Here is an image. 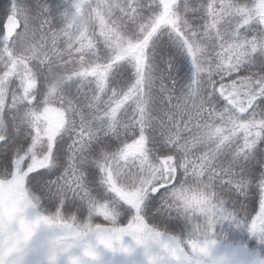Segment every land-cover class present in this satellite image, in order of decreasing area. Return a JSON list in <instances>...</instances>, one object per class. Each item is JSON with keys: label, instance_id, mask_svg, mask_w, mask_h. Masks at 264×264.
Listing matches in <instances>:
<instances>
[{"label": "snow or ice", "instance_id": "6c2138e0", "mask_svg": "<svg viewBox=\"0 0 264 264\" xmlns=\"http://www.w3.org/2000/svg\"><path fill=\"white\" fill-rule=\"evenodd\" d=\"M117 257L264 264V0H0V264Z\"/></svg>", "mask_w": 264, "mask_h": 264}, {"label": "rangeland", "instance_id": "374dc122", "mask_svg": "<svg viewBox=\"0 0 264 264\" xmlns=\"http://www.w3.org/2000/svg\"><path fill=\"white\" fill-rule=\"evenodd\" d=\"M224 227H225L226 229L228 228L227 225H225ZM232 235H233V238H234V239H237L239 234L236 233V232H233ZM116 264H122V263L116 258Z\"/></svg>", "mask_w": 264, "mask_h": 264}, {"label": "trees", "instance_id": "16d2710c", "mask_svg": "<svg viewBox=\"0 0 264 264\" xmlns=\"http://www.w3.org/2000/svg\"><path fill=\"white\" fill-rule=\"evenodd\" d=\"M154 223H156V224H159V221L157 220V221H153ZM177 231H179V229H176Z\"/></svg>", "mask_w": 264, "mask_h": 264}, {"label": "water", "instance_id": "95a60500", "mask_svg": "<svg viewBox=\"0 0 264 264\" xmlns=\"http://www.w3.org/2000/svg\"><path fill=\"white\" fill-rule=\"evenodd\" d=\"M119 258H120V259H122L124 262H126V263L128 264V262H127V261H125L123 257H119Z\"/></svg>", "mask_w": 264, "mask_h": 264}]
</instances>
